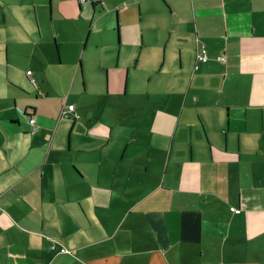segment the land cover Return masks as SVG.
<instances>
[{
    "label": "crops",
    "instance_id": "1",
    "mask_svg": "<svg viewBox=\"0 0 264 264\" xmlns=\"http://www.w3.org/2000/svg\"><path fill=\"white\" fill-rule=\"evenodd\" d=\"M48 1L60 63L106 90L63 105L67 144L29 68L27 101L0 92V264H264V0ZM42 3L0 0L7 65Z\"/></svg>",
    "mask_w": 264,
    "mask_h": 264
},
{
    "label": "rangeland",
    "instance_id": "2",
    "mask_svg": "<svg viewBox=\"0 0 264 264\" xmlns=\"http://www.w3.org/2000/svg\"><path fill=\"white\" fill-rule=\"evenodd\" d=\"M44 3H42V6L45 10V13H41L39 11L38 19L39 24L37 25L38 28L40 27V30H42V37H39V45H36L35 47L30 46L29 44L22 42L18 46L19 50H9V56L8 60L10 61V64L13 66H9L6 64L4 60H6V50H5V37L8 38V36H5L6 33H4V30L2 29L3 26L0 25V92L1 95L9 90L11 95H15V92H19L18 89H14L12 86H10V83H17L19 82L21 85L25 87L27 91H33L36 92V89L30 84L28 78L26 77V69L29 68L33 72V76L35 77L36 83L38 86H41L44 88L46 92L49 93V97L46 98L47 100H43L41 96L40 98V104L41 108L39 109L40 112L48 113L52 115H56V120L59 121V124L57 126L58 131L60 134L62 133L64 138V143L67 144L66 136L69 134H74V131L77 130H84L86 126L84 125V122L80 121V118L78 115L75 119L70 116H60L61 110L63 105L67 102H80V99H82L84 96L92 95V96H99L97 94V88L100 91V93L106 90L105 86L102 84H97L96 89L94 90L92 86V82L89 85L88 83L86 86L84 85L80 70L78 72V77L74 81V73L73 68L74 66L71 65L72 61H76V63L79 64L80 62V53L78 57H74V51L73 49H65L66 57H64L63 62L60 63V60L58 59V52L56 50V44L54 41L55 35L51 32V24H50V11L51 7L49 6L48 0H42ZM57 0H54L56 2ZM77 4V0H76ZM38 19H35V23ZM37 26L34 24V30L37 31ZM7 28L6 26H4ZM14 29L15 31L18 30L19 26H12L9 27V29ZM7 32V29H6ZM86 33H84V39L81 43L80 51L84 50V43L86 40ZM65 41H67L66 34L61 35ZM8 43H11L9 40H7ZM87 49V48H86ZM32 51L30 53V56H25V51ZM91 52H85L84 54V62H89ZM33 55L34 57H31ZM68 57V60H67ZM87 58V59H86ZM43 69V70H42ZM89 70L92 75H97V70L95 66L89 65ZM36 72V74H35ZM41 74V76H39ZM2 84V85H1ZM85 86V90H84ZM43 91V90H41ZM21 94V93H18ZM23 98H22V97ZM34 96V95H32ZM25 98V99H24ZM27 95L21 94L18 95V103L21 105L22 102L27 101ZM42 98V99H41ZM13 103V99H11ZM33 101V99H32ZM37 101V100H35ZM38 103V102H37ZM19 107V105H18ZM75 121L76 124H73L72 121ZM55 131V128L53 129ZM70 131H72L70 133Z\"/></svg>",
    "mask_w": 264,
    "mask_h": 264
},
{
    "label": "built area",
    "instance_id": "3",
    "mask_svg": "<svg viewBox=\"0 0 264 264\" xmlns=\"http://www.w3.org/2000/svg\"><path fill=\"white\" fill-rule=\"evenodd\" d=\"M80 1H86V0H80ZM207 58H208V55H207V51H206L205 47L204 46H199V48H197V53H196V62L205 61V60H207ZM224 58L225 57L223 55L218 57L219 60H224ZM195 67H197V64H195ZM26 74L30 76L31 75V71L27 70ZM29 80H30V82L32 84H35V79L32 76L29 77ZM73 110H74V105L73 104H68L65 108L62 109L61 115L68 116V115L71 114V112ZM28 121H29V124L31 126V130L35 131L37 129V126H36L34 117H30ZM230 209L232 211H234V212H239L240 211L239 208H235V207H231ZM61 251L65 252L66 249L62 248Z\"/></svg>",
    "mask_w": 264,
    "mask_h": 264
}]
</instances>
